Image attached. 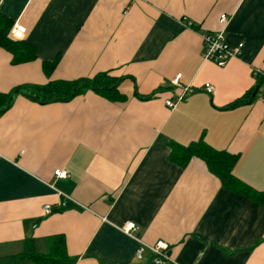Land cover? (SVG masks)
I'll return each mask as SVG.
<instances>
[{
  "label": "crops",
  "instance_id": "crops-1",
  "mask_svg": "<svg viewBox=\"0 0 264 264\" xmlns=\"http://www.w3.org/2000/svg\"><path fill=\"white\" fill-rule=\"evenodd\" d=\"M221 14L227 42L243 43L224 66L201 57L200 33L220 30ZM0 16L30 46L18 62L0 47V92L121 78L120 98L17 94L0 114V257L48 254L62 235L75 261L17 264H155L136 249L157 240L180 264H264V202L222 186L198 157L170 158L171 142L202 140L237 155L232 174L264 192V0H0ZM183 87L193 91L168 107Z\"/></svg>",
  "mask_w": 264,
  "mask_h": 264
},
{
  "label": "trees",
  "instance_id": "trees-1",
  "mask_svg": "<svg viewBox=\"0 0 264 264\" xmlns=\"http://www.w3.org/2000/svg\"><path fill=\"white\" fill-rule=\"evenodd\" d=\"M10 24L8 20L0 16V47L10 51L13 55V61L18 62L25 58V49L30 48V46L20 41H14L8 36ZM120 80V77H114L108 72H99L93 77L74 80H51L45 84L17 85L8 92H0V114L12 104L17 94H22L40 103L69 100L85 90H92L108 98H120L121 96L117 91ZM240 102L239 99L229 106L237 105ZM193 157H198L204 161L209 171L220 179L222 186L237 193L248 195L256 202H264V192L253 190L232 174L231 170L237 160V155L226 150H216L202 140L192 142L187 146L170 143V158L180 165H185ZM48 242V254L36 255L33 254L32 250L25 249L22 253L16 255L0 257V264H17L23 258H31L36 262L60 263L75 261L76 257L67 255L65 239L62 235L51 236Z\"/></svg>",
  "mask_w": 264,
  "mask_h": 264
},
{
  "label": "built area",
  "instance_id": "built-area-1",
  "mask_svg": "<svg viewBox=\"0 0 264 264\" xmlns=\"http://www.w3.org/2000/svg\"><path fill=\"white\" fill-rule=\"evenodd\" d=\"M229 17L226 14H221L219 22L223 27L218 31H202L201 36V57L204 60L211 61L218 66H224L228 60L232 57H238L241 54V49L243 43L239 42L236 45H230L225 36V27L228 23ZM188 25L191 26V21H188ZM25 27L21 24H15L12 29L11 36L15 39H22L25 35ZM260 69L255 68L253 71L254 76H259ZM180 74L176 75L171 79L170 83L174 87H181L180 84ZM204 89L207 92H211L214 86L210 83L204 85ZM193 89L190 87H183L181 91L174 96V98H169L165 101L168 107H174L178 102L185 98V95L192 92ZM264 100V97H262ZM54 174L56 177L65 178L67 172L64 169H55ZM44 210L46 212L50 211V205H44ZM122 231L127 235L132 236L133 232L138 229L137 225L133 221H127L122 227ZM148 249L152 256L153 262L155 264H180L174 259H172L168 252V244L164 240H157L154 244L141 243L136 249V257L138 259L142 258L145 250Z\"/></svg>",
  "mask_w": 264,
  "mask_h": 264
},
{
  "label": "water",
  "instance_id": "water-1",
  "mask_svg": "<svg viewBox=\"0 0 264 264\" xmlns=\"http://www.w3.org/2000/svg\"><path fill=\"white\" fill-rule=\"evenodd\" d=\"M257 88H258V87H257ZM255 93H256V91H255ZM255 93H254V94H255Z\"/></svg>",
  "mask_w": 264,
  "mask_h": 264
}]
</instances>
